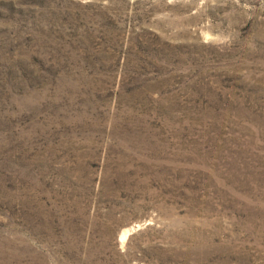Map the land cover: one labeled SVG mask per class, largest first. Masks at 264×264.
Masks as SVG:
<instances>
[{"label": "rangeland", "instance_id": "374dc122", "mask_svg": "<svg viewBox=\"0 0 264 264\" xmlns=\"http://www.w3.org/2000/svg\"><path fill=\"white\" fill-rule=\"evenodd\" d=\"M0 264H264V0H0Z\"/></svg>", "mask_w": 264, "mask_h": 264}, {"label": "bare ground", "instance_id": "6f19581e", "mask_svg": "<svg viewBox=\"0 0 264 264\" xmlns=\"http://www.w3.org/2000/svg\"><path fill=\"white\" fill-rule=\"evenodd\" d=\"M126 232H127V231H126ZM128 233H129V232H128ZM126 235H127V233H126V234H124V236H126ZM126 237H128V236H126ZM126 237H123L122 239L124 240V238H126ZM123 240H122V241H123ZM125 240H126V239H125Z\"/></svg>", "mask_w": 264, "mask_h": 264}]
</instances>
